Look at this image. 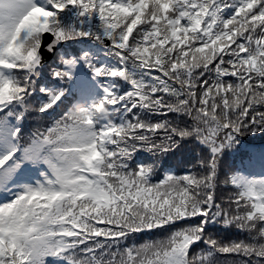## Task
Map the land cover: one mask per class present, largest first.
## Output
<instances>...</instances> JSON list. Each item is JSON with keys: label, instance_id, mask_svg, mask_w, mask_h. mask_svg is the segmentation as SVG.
Instances as JSON below:
<instances>
[{"label": "snow or ice", "instance_id": "obj_1", "mask_svg": "<svg viewBox=\"0 0 264 264\" xmlns=\"http://www.w3.org/2000/svg\"><path fill=\"white\" fill-rule=\"evenodd\" d=\"M256 134L264 0H0V264H264Z\"/></svg>", "mask_w": 264, "mask_h": 264}, {"label": "rangeland", "instance_id": "obj_2", "mask_svg": "<svg viewBox=\"0 0 264 264\" xmlns=\"http://www.w3.org/2000/svg\"><path fill=\"white\" fill-rule=\"evenodd\" d=\"M248 163V160H246ZM246 168L252 173L257 176L264 175V164L261 163L259 159H256L252 164L249 163L246 165Z\"/></svg>", "mask_w": 264, "mask_h": 264}, {"label": "trees", "instance_id": "obj_3", "mask_svg": "<svg viewBox=\"0 0 264 264\" xmlns=\"http://www.w3.org/2000/svg\"><path fill=\"white\" fill-rule=\"evenodd\" d=\"M100 51H97V54L99 53ZM255 136H260V137H262V136H264V134H256ZM251 137H254V136H245V137H243L242 139H241V142H240V144H238L237 145V150H239V147L243 144V143H245V141H247V139H249V138H251ZM232 158V154L230 153L229 154V159H231Z\"/></svg>", "mask_w": 264, "mask_h": 264}, {"label": "water", "instance_id": "obj_4", "mask_svg": "<svg viewBox=\"0 0 264 264\" xmlns=\"http://www.w3.org/2000/svg\"><path fill=\"white\" fill-rule=\"evenodd\" d=\"M49 39H51V38L49 37Z\"/></svg>", "mask_w": 264, "mask_h": 264}]
</instances>
